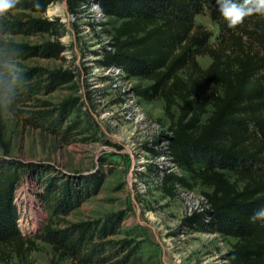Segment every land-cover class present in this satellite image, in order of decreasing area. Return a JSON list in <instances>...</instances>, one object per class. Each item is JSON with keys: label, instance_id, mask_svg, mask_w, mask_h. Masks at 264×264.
I'll list each match as a JSON object with an SVG mask.
<instances>
[{"label": "trees", "instance_id": "trees-1", "mask_svg": "<svg viewBox=\"0 0 264 264\" xmlns=\"http://www.w3.org/2000/svg\"><path fill=\"white\" fill-rule=\"evenodd\" d=\"M54 1L39 0L37 8L36 0H16L0 14V148L4 153L0 155V256H6L5 249L7 254L24 256L40 240L56 256L75 264H107L118 255V247L124 248V242L113 239L124 215L67 219L98 192L102 177L52 173L33 162L9 157L2 139L3 117L18 98L45 81L46 88L73 78L69 71L47 73L40 67L10 74L7 65L13 59L48 58L65 50L55 42L30 45L4 38L58 30L59 18L35 16ZM76 3L68 0L71 12ZM97 5L105 16L118 20L102 52V66L148 80V85L134 88V93L147 100L161 98L171 121L168 134L161 133L144 144L145 150L155 158L168 156L205 188L202 194L208 206L184 222L195 231L233 238L224 254L229 264H264V15L252 13L232 26L220 14L218 0H97ZM204 10L221 20L216 43L194 20ZM200 55L211 58L207 67L198 63ZM74 106L66 100L56 112L67 115ZM162 178L186 184L183 177L170 173ZM22 179L43 187L47 217L32 237L19 227L15 191Z\"/></svg>", "mask_w": 264, "mask_h": 264}, {"label": "rangeland", "instance_id": "rangeland-1", "mask_svg": "<svg viewBox=\"0 0 264 264\" xmlns=\"http://www.w3.org/2000/svg\"><path fill=\"white\" fill-rule=\"evenodd\" d=\"M76 1L74 12L68 0H55L44 13L35 15L59 18L62 25L58 30L4 37L30 45L55 42L65 48L58 56L13 59L7 64L10 74L40 67L47 73L69 71L73 77L53 87L45 88V81L18 98L13 110L3 117L1 132L8 156L49 168L52 173L102 177L98 192L72 210L67 219L102 220L117 212L124 215L113 236L124 242V248L118 247V255L107 264H229L224 254L233 238L195 231L184 222L189 216L187 208L197 203L205 188L168 156L155 158L143 146L169 132L171 121L164 101L134 93V88L148 85V80L102 66V52L108 48L118 20L105 16L97 0ZM194 20L209 31L211 42L218 41L221 20L213 19L208 10L195 15ZM197 61L207 67L211 58L200 55ZM66 100L75 104L73 110L58 115L56 109ZM44 111L48 114L37 118ZM172 113H178L176 106ZM167 173L183 177L186 184L164 181ZM41 193L43 187L31 179H22L15 191L19 227L27 236H34L47 217ZM35 242L24 256L7 254L5 249L0 264H75L56 256L47 243Z\"/></svg>", "mask_w": 264, "mask_h": 264}, {"label": "clouds", "instance_id": "clouds-1", "mask_svg": "<svg viewBox=\"0 0 264 264\" xmlns=\"http://www.w3.org/2000/svg\"><path fill=\"white\" fill-rule=\"evenodd\" d=\"M16 0H0V14L10 10ZM40 6L36 0V7ZM219 12L229 25L241 23L245 16L252 13L264 15V0H218Z\"/></svg>", "mask_w": 264, "mask_h": 264}, {"label": "built area", "instance_id": "built-area-1", "mask_svg": "<svg viewBox=\"0 0 264 264\" xmlns=\"http://www.w3.org/2000/svg\"><path fill=\"white\" fill-rule=\"evenodd\" d=\"M200 199L197 201V203H195L194 205H189V207L187 208V214L191 215L193 212H198L200 210H202L204 207H207V200L204 197V195H201L199 197Z\"/></svg>", "mask_w": 264, "mask_h": 264}]
</instances>
